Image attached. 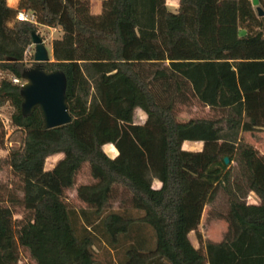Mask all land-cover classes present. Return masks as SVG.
Instances as JSON below:
<instances>
[{"label":"trees","instance_id":"obj_1","mask_svg":"<svg viewBox=\"0 0 264 264\" xmlns=\"http://www.w3.org/2000/svg\"><path fill=\"white\" fill-rule=\"evenodd\" d=\"M21 11L36 23L18 20ZM40 25L62 29L41 66L64 72L71 120L52 128L38 108L21 110ZM0 72V108L11 103L24 134L0 157V173L13 176L0 182V264H17L19 247L35 264H100L97 249L116 264H264V158L242 140L264 129V16L252 0H180L177 12L167 0H102L98 15L90 0H0ZM194 101L210 114L180 119ZM187 140L203 149L185 150ZM47 159L58 162L46 169ZM86 162L96 181L76 192L91 208H70L62 193ZM219 189L232 225L204 242L202 215Z\"/></svg>","mask_w":264,"mask_h":264},{"label":"rangeland","instance_id":"obj_2","mask_svg":"<svg viewBox=\"0 0 264 264\" xmlns=\"http://www.w3.org/2000/svg\"><path fill=\"white\" fill-rule=\"evenodd\" d=\"M172 10L173 7H170ZM44 40V44L51 54V44L52 38H57L60 35V32H52L47 26L40 25L37 31ZM1 78V77H0ZM14 112V107L11 103H6L0 108V122L3 124V129L5 131V146L0 150V157L7 156L11 149L19 148L22 144L23 131L12 124V114ZM210 114L208 108H204L197 104L196 101L192 102L189 106H183L180 112V119L188 120L193 117L207 116ZM242 140L247 143V145H252L256 148L258 155L257 159L264 158V129H259L254 132H245L243 133ZM263 153V154H262ZM58 161L63 158V154H57ZM53 159V158H52ZM56 160L46 161V169H52L53 166L58 162ZM238 161L235 159L231 162L232 166H235L237 163L242 164L243 160ZM13 176L10 174L9 170L0 173V182L7 183L10 182ZM96 180L91 175L89 164L83 163L80 169L78 170L75 176V187L72 189H65L62 193V198L64 199L66 205L70 208H87L91 205L78 198L76 188L81 184L94 183ZM229 191L238 192L236 188L230 187L228 184ZM237 190V191H235ZM252 198L248 197V201L258 200L255 195H250ZM21 213H16L15 218H21ZM232 225V215L230 208L227 203V195L222 189H219L214 200L207 204L204 211V220L201 222L199 229L200 234L203 238V241L208 240L218 242L223 239L224 234L228 228ZM147 234H151V231L145 230ZM204 236V237H203ZM190 240L194 243L195 246L199 245L197 234L191 232L189 234ZM97 258L100 261V264H116L108 263V255L102 249H97ZM116 256V254L114 253ZM114 257V256H113ZM116 261V260H115ZM17 264H35L34 261L30 258L29 253L26 249L19 247V261Z\"/></svg>","mask_w":264,"mask_h":264},{"label":"water","instance_id":"obj_3","mask_svg":"<svg viewBox=\"0 0 264 264\" xmlns=\"http://www.w3.org/2000/svg\"><path fill=\"white\" fill-rule=\"evenodd\" d=\"M252 4L256 7L258 15L264 16V9L259 0H252ZM32 37L35 47L34 61L37 64L22 72L24 80L20 90L22 114L29 116L38 108L46 128L66 124L71 120L66 95V76L62 70L48 71L41 66L42 62L50 60V54L38 32H34ZM225 163H230L228 157L225 158Z\"/></svg>","mask_w":264,"mask_h":264},{"label":"crops","instance_id":"obj_4","mask_svg":"<svg viewBox=\"0 0 264 264\" xmlns=\"http://www.w3.org/2000/svg\"><path fill=\"white\" fill-rule=\"evenodd\" d=\"M19 1L20 0H7L8 4L11 7H14V8L18 7ZM179 1L180 0H167V6H168L169 10L172 11V12H177V10L179 8ZM170 7H173V9L171 10ZM90 10H91V13L94 14V15L100 14L102 12V0H90ZM48 28L50 30H52V32H60L59 37L62 35V29L60 27H57V28L48 27ZM53 39H55V38H52V40ZM50 52H51V54H50V59H51L52 58V44H51V51ZM146 119H147V116L143 112V110H141L140 108H137L135 110V113H134V121L137 124H143V123H145ZM203 145H204L203 141H190V140H187V141H185L183 143V148L185 150H188V151H201L203 149ZM104 149L111 157H115L118 154V150L116 149V147L113 144H106L104 146ZM59 154H61V153H59ZM161 185L162 184H161V182L159 180H157V179L154 180V182H153L154 188L158 189V188L161 187ZM251 194H253V193H251ZM250 195H249V197L252 198ZM253 195H255V194H253ZM249 203H251V204H259L260 200L258 201L257 199L256 200L254 199L252 201H249ZM90 208H91V206H90ZM204 211H205V208H204ZM203 220H204V212H203V215H202L201 222ZM200 231L201 230L199 229V232Z\"/></svg>","mask_w":264,"mask_h":264},{"label":"built area","instance_id":"obj_5","mask_svg":"<svg viewBox=\"0 0 264 264\" xmlns=\"http://www.w3.org/2000/svg\"><path fill=\"white\" fill-rule=\"evenodd\" d=\"M17 19L18 20H21V21H29V22H34L36 23V20H35V17L33 15H30L29 13L25 12V11H21L18 13L17 15ZM39 34V33H38ZM40 35V34H39ZM34 45H30L27 47L26 49V52H25V56H26V59L31 55V54H34ZM3 74L2 72H0V77H2ZM13 82L15 83H20V79L19 78H12Z\"/></svg>","mask_w":264,"mask_h":264}]
</instances>
